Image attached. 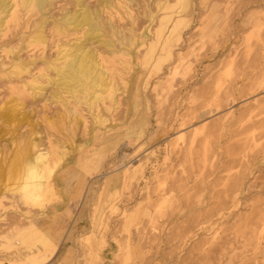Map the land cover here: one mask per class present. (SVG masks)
Returning a JSON list of instances; mask_svg holds the SVG:
<instances>
[{"label": "rangeland", "instance_id": "1", "mask_svg": "<svg viewBox=\"0 0 264 264\" xmlns=\"http://www.w3.org/2000/svg\"><path fill=\"white\" fill-rule=\"evenodd\" d=\"M157 1H83L119 34L116 50L135 38L128 55L86 28L56 34L72 0L43 14L42 46L28 45L42 13L2 26L0 112L20 120L0 119V162L29 141L65 154L43 208L0 181V264H46L50 247L65 264H264V0ZM163 16L178 23L166 48ZM80 43L113 82L92 107L46 69ZM16 59L30 70L7 80Z\"/></svg>", "mask_w": 264, "mask_h": 264}, {"label": "bare ground", "instance_id": "2", "mask_svg": "<svg viewBox=\"0 0 264 264\" xmlns=\"http://www.w3.org/2000/svg\"><path fill=\"white\" fill-rule=\"evenodd\" d=\"M72 1H74L75 6L79 7V10L69 14L64 13L58 20L52 22L53 31L56 34L61 35L72 30L80 31L86 28L84 31L86 41L99 42L104 48L109 49L112 54L115 52L121 55L131 53L130 47L136 43L134 37L127 39L122 38V36L118 37L119 40H116L119 42L118 47L120 45L122 48L116 50L113 37L119 34L109 24H103L99 20L96 10L92 11L83 6L84 0ZM164 1L163 4L159 1L156 2L155 7L158 11L172 9V5L168 3L169 1ZM53 2L54 0H0V30L5 29L9 23L18 22L25 15L39 14L40 12L43 17L35 25L28 45L37 47L44 45L47 42V38L43 34V29L47 18L43 14ZM104 2L110 5V0H104ZM12 8L13 11L10 12ZM7 18L8 20L5 21ZM152 20L153 15L150 14L149 21L152 22ZM169 20V17L163 16L156 33L157 39L162 38L161 46L163 48L167 47L170 43V38L177 33V22L172 21V25L168 29L166 28ZM4 24H6L5 28L2 27ZM165 30L167 31L164 34ZM157 39L156 41H158ZM142 43L140 42L139 44L142 45ZM148 48L150 50V47ZM145 55L150 56V52ZM96 58V53L86 50V43L70 45L69 49L59 51L58 57L46 65L47 71L53 74V78L49 79V82L62 91L61 95L65 93L75 102H83L92 107L97 101L98 96L96 94L98 92L111 93L113 90L111 86L113 82L108 75L109 69L104 68ZM17 62L19 61L16 59V62L11 66L6 75L7 80L19 78L21 74L29 72L30 64L23 65ZM57 95L59 94L55 93V96ZM63 103L65 105L68 104L67 101H63ZM17 114L15 109H4L0 112V119L18 121L20 119ZM63 154L65 153L50 152L48 149L41 150L32 141L24 142L23 145L17 146L9 161L0 162V181L4 179L8 183L15 185L14 189L7 188L5 192H19L22 198L30 203L31 206L43 208L50 199L52 191L51 179L54 176L55 169L60 166ZM56 250L57 247H50V258L53 257Z\"/></svg>", "mask_w": 264, "mask_h": 264}, {"label": "crops", "instance_id": "3", "mask_svg": "<svg viewBox=\"0 0 264 264\" xmlns=\"http://www.w3.org/2000/svg\"><path fill=\"white\" fill-rule=\"evenodd\" d=\"M66 255H67L66 253L60 255L59 250L57 249L55 253L53 254V257H51L49 260H46V261H50L46 264H65V262L67 261Z\"/></svg>", "mask_w": 264, "mask_h": 264}]
</instances>
